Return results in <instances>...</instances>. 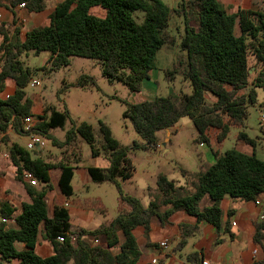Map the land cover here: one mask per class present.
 <instances>
[{
  "label": "trees",
  "instance_id": "obj_1",
  "mask_svg": "<svg viewBox=\"0 0 264 264\" xmlns=\"http://www.w3.org/2000/svg\"><path fill=\"white\" fill-rule=\"evenodd\" d=\"M11 3H23L32 12L42 11L46 5L45 0ZM137 11L143 13L141 21L136 20ZM172 14L182 17L184 27L178 43L180 52L173 65L164 69V75L168 81L181 75L189 82L191 92L170 90L168 95L151 100L124 102L122 116L131 122L143 143L133 141L130 146H122L103 121L97 122L96 131L86 122L74 124L66 107L56 110L54 106H46L42 115L32 114V103L24 87L33 70L24 66L22 54L46 52L45 64L49 65L50 73L68 64L70 56L94 59L103 76L138 92L156 68L158 51L164 45L176 43L168 31ZM48 18L47 25L26 32L23 41L19 39L18 28L9 32L0 24V156L1 146L5 145L4 152L15 167V179L21 182L29 198L21 204L19 213L0 201V264L13 260L15 264H136L141 255L134 235L136 229L142 228L147 234L153 220L162 224L175 209L181 208L195 217L196 223L206 221L219 232L223 226L219 203L224 196L249 201L264 193V161L256 157L257 140L242 130L236 138L250 146L252 152L246 154L235 148L212 150L214 161L206 169L194 173L181 170L182 175L192 178L190 191L176 187L173 180L159 173L155 177L156 194L144 208L136 197L122 194L118 182L133 176L134 166L128 152L156 147L159 144L156 132L167 130L181 117L191 120L196 130L194 141L207 145L211 129L216 130L215 140L222 142L231 127L244 126L248 106L257 101L256 90L264 89V68L250 72L249 62L252 58L255 65L264 64L263 12L238 8L231 13L218 0H181L174 7L162 0H62ZM235 24L238 36L234 34ZM7 80L14 83V90L2 97ZM86 83L94 84L92 77L81 76L78 85ZM207 95L213 101H208ZM25 116L38 120L34 132L54 146L70 147L80 137L90 147L92 157L103 153L108 165L89 166L88 175L94 183L116 185L120 199L130 206V211L118 213L108 224L94 230L73 227L64 206H54L49 216L45 200L46 192L52 189L49 171L59 169L58 187L68 198L73 194L74 166L67 161L52 163L41 158L43 149L29 151L17 142H9L10 130L26 135L22 130ZM68 121L71 126L64 139L58 141L50 131L63 129ZM25 172L34 177L39 188L23 179ZM204 197L210 204L201 207ZM224 226L226 229L227 225ZM179 230L177 248L199 233L196 224H180ZM40 236L50 246L51 255L41 257L36 253ZM252 240L264 253V215L254 223ZM17 243L22 244L19 250ZM194 258V254L186 257ZM250 264H264V257Z\"/></svg>",
  "mask_w": 264,
  "mask_h": 264
},
{
  "label": "rangeland",
  "instance_id": "obj_2",
  "mask_svg": "<svg viewBox=\"0 0 264 264\" xmlns=\"http://www.w3.org/2000/svg\"><path fill=\"white\" fill-rule=\"evenodd\" d=\"M163 2L174 7L175 3L181 0H162ZM249 2V0H248ZM250 6L256 10L264 12V0H250ZM229 11L230 7L225 6ZM143 13L135 12L137 21H141ZM183 19L177 14H172L169 20L168 31L176 39L174 45H164L158 51L156 56V68L149 73V79L142 82L138 92L131 91L129 87L121 81L108 79L103 76L99 64L94 59L83 58L79 56H70L68 64L63 65L53 72H48L49 65L45 64L48 56L46 52L34 55L32 52L22 54L20 60L24 66L33 70L31 79L24 87L26 97L31 101L32 107L38 103L42 105L41 114L46 106H54L56 110H62L66 107L70 119L74 124L86 122L90 124L94 131L97 130V122H105L112 131L114 138L122 146H130L133 141L143 143L142 138L135 132L131 122L124 119L122 114L125 110V103H134L155 96H166L170 90L177 93L189 94L191 86L181 75H176L172 81H168L164 75V69L170 68L176 61V55L180 52L179 40L183 34ZM253 59L250 58V64ZM45 64V68H41ZM81 76L92 77L94 84L86 83L84 86L78 85ZM34 80L39 83L32 86L30 81ZM13 83V82H12ZM149 87V88H148ZM247 89L243 90L246 91ZM259 102H263V91L259 93ZM211 101V100H208ZM261 109L258 105L248 106V117L246 119V131L250 137L260 134L259 114ZM71 126L68 121L63 129L54 128L52 133L58 141L64 139V134ZM195 128L191 120L187 117H181L178 121L168 128L156 132L158 145L149 148H136L128 152L133 166V176L129 180L118 179L119 187L122 194L135 196L138 194V188L143 184H155V177L161 173L168 179L185 180L186 176L182 175V168H195L198 162V156H202V161H207V146L194 141ZM235 128L231 127L229 135H233ZM7 137L9 142H15V132L8 131ZM169 138V140H167ZM231 139V138H230ZM226 138L223 142V150L232 148V141ZM167 140V141H166ZM20 142L25 145L26 138L22 136ZM44 147L40 152V157L57 163L58 161H67L72 163L80 161L83 165H95L104 167L107 165V159L104 155L92 157L90 147L80 137L75 141V145L70 147L54 146L49 140L44 139ZM5 145L1 146L4 152ZM66 149V150H65ZM258 157L264 158V151L257 148ZM205 157V158H204ZM257 157V156H256ZM257 157V158H258ZM191 178V176H190ZM191 184V183H190ZM74 187L75 199L83 202L87 199L96 204L98 199L101 200L104 207V214L97 207H94V218L87 224V228H94L101 222L111 220L118 214L119 192L116 185L112 183L96 184L93 182L85 183L80 173L76 172L72 181ZM39 188V184L34 185ZM144 194V193H143ZM142 196V193H140ZM95 206V205H94ZM11 223L10 225H12ZM38 245L37 254L44 257V247L46 243Z\"/></svg>",
  "mask_w": 264,
  "mask_h": 264
},
{
  "label": "crops",
  "instance_id": "obj_3",
  "mask_svg": "<svg viewBox=\"0 0 264 264\" xmlns=\"http://www.w3.org/2000/svg\"><path fill=\"white\" fill-rule=\"evenodd\" d=\"M11 1L12 0H0V24L4 25L5 29L9 32H12L15 28H18L19 39L23 41L26 32L35 27L45 26L48 24V17L50 13L53 11L56 4L62 0H45V8L40 12L28 11L25 7H20L19 3L12 5ZM218 1L223 6L228 5L230 7L229 12L231 13H235L238 8L256 10L250 6V0L249 2L248 0ZM234 34L236 36L240 34L237 24L234 26ZM250 65L252 66L250 72H258L261 68H264V64L255 65L254 59ZM13 90L14 83H12L11 80H7L5 90L1 96L3 97L6 93L12 94ZM256 91L257 101L254 105H258L261 109L258 117L259 119L261 113L264 111V89H257ZM260 91H263L262 103L259 102ZM153 98L154 97L148 98L146 100H151ZM207 98L211 101L214 99L209 95H207ZM41 111L42 105L39 103L32 107L33 115H40ZM258 121L260 123V134L255 135V139L257 140L255 154L257 157L258 147L264 151V122H261L260 120ZM246 127L247 125L245 120L244 126L242 128L234 127L235 132L233 135H231L232 137L229 135V130L226 138H231L230 140L232 141V148H235L246 154H250L252 152V148L242 141L237 140L236 138V134L240 130L244 131L250 137L246 131ZM50 133H52V130ZM215 134L216 130L211 129L208 133L209 144H205L207 146L206 158H208V160L203 162L202 156L204 155H200L198 156L199 160L196 163L195 168L183 167L182 170L188 173H194L199 170L206 169L210 164L213 163L214 156L212 154V150L223 152V142L226 139L225 138L222 142H217L215 140ZM15 136V142L21 146H24L20 142V139L22 136H25L27 142V136L24 134L19 135L17 133H15ZM167 140H169V138H167ZM101 155L104 154L100 153L99 156ZM259 159L264 161V158ZM69 165L74 166L72 181L76 172H79L85 183L92 182L88 175L87 167L95 165H83L80 161L69 163ZM49 175L52 189L47 191L45 195L49 216H51L54 206H64L68 210L70 224L73 227L83 228L85 230H94L101 224H108L113 219L112 218L106 222H101L94 228H87L86 225L89 224V222L94 218V207H97L98 210L104 214V207L101 200L98 199L97 203L93 204L89 199L83 202L75 199L76 196L72 181L71 185L73 188V194L66 198L61 194L58 187V179L60 175L59 169H51L49 171ZM186 178L187 179L185 180H170L175 182L176 187H184L186 190L190 191L193 189L192 178H190V176H186ZM138 190V194H136L134 197H136L140 201L141 205L145 208L156 194V185L154 183L152 184L151 181L149 183L146 182V184H143V186L138 188ZM179 192L182 191L180 190ZM140 193H142V196H140ZM0 201L7 202L15 209L16 213H19L21 204L23 202L29 201L28 195L23 185L21 182L15 179V167L10 163L6 152H2L0 156ZM209 204L210 201L207 199V197H204L200 203V206L203 207ZM219 205L222 211L221 221L223 224L219 232L216 231L215 226L206 221L196 223L195 217L186 214L181 208L175 209L174 212L169 215L167 221L162 224L156 220H153L150 226V231L147 234L142 232V228L136 229L134 231V235L136 236L138 248L141 253L136 264H202L204 261L206 264H250L253 261L263 259L264 253L261 247L253 242L252 236L254 233V223L264 215V193L258 195L255 200L249 201L239 198H231L230 196L226 195L221 199ZM130 209V206L125 202H122L119 197L118 213L129 212ZM11 223L12 221L10 224ZM180 224H186L189 226L196 224L199 229V233L188 237L185 245L182 248H177V244L181 237L179 230ZM225 224L227 225L226 229L224 226ZM161 241H166V248H161L159 246V242ZM41 243L46 242L40 236L38 237L35 248L36 253L38 245L43 246ZM47 246L48 248L44 247V253H47L44 257L49 256L52 253L50 246L48 244ZM16 248L18 250L21 249L22 244L17 243ZM190 254H194L195 258L192 260H187L186 257ZM152 260H154V263H151ZM15 263L16 260L10 262V264Z\"/></svg>",
  "mask_w": 264,
  "mask_h": 264
},
{
  "label": "built area",
  "instance_id": "obj_4",
  "mask_svg": "<svg viewBox=\"0 0 264 264\" xmlns=\"http://www.w3.org/2000/svg\"><path fill=\"white\" fill-rule=\"evenodd\" d=\"M19 6L24 7V4L20 3ZM30 84L32 86L39 85V83L37 81H34V80H31ZM8 95H9V93L4 94L5 97H7ZM259 120L261 122H264V111L261 113ZM37 121L38 120L36 118H34L33 116H25L22 119V130L24 131V133H26V136H27V142L25 143L24 147H25V149H27L29 151L34 150V149H42L44 147V144H45L44 139L40 135L35 133L33 130V127L37 123ZM23 179L26 182L30 183L31 185H36V181H35L34 177L28 172H25L23 174ZM2 221H4V220L2 219ZM59 239L61 240L62 238L59 237ZM72 239H73V237H72ZM159 246L161 248H166L167 247L166 241L159 242ZM151 263H154V260H152ZM202 264H206V262L204 261V262H202Z\"/></svg>",
  "mask_w": 264,
  "mask_h": 264
}]
</instances>
